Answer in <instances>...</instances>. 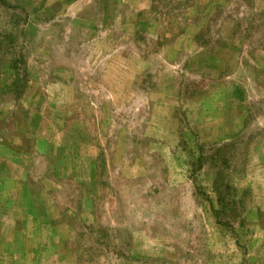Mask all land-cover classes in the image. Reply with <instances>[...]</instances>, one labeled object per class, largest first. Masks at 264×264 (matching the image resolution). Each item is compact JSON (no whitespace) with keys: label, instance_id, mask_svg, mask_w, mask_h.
Wrapping results in <instances>:
<instances>
[{"label":"rangeland","instance_id":"1","mask_svg":"<svg viewBox=\"0 0 264 264\" xmlns=\"http://www.w3.org/2000/svg\"><path fill=\"white\" fill-rule=\"evenodd\" d=\"M0 264H264V0H0Z\"/></svg>","mask_w":264,"mask_h":264}]
</instances>
